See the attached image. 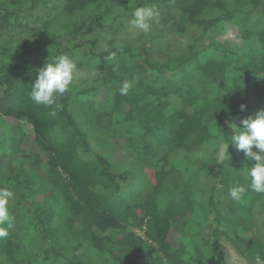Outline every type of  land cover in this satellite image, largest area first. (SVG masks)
I'll use <instances>...</instances> for the list:
<instances>
[{
  "label": "trees",
  "instance_id": "16d2710c",
  "mask_svg": "<svg viewBox=\"0 0 264 264\" xmlns=\"http://www.w3.org/2000/svg\"><path fill=\"white\" fill-rule=\"evenodd\" d=\"M54 1L0 0V121L20 134L9 143L10 161V149L0 139V198L13 193L16 200L11 220L9 212L0 211V264H225L223 236L250 264H264V242L254 235L252 215L264 188L258 158L264 153V0H138L134 6L121 0L117 7V0H62L66 17L76 18L70 27L53 31L47 20L30 28L26 19L39 23L37 11L55 9ZM141 7L158 18L145 33L147 43L110 41L100 48L87 36L94 27L112 31ZM238 17L248 49L213 39ZM166 26L193 34L180 56L161 61L153 43ZM26 28L34 38L18 43V31ZM79 50L88 56L87 66L97 64L99 70L80 88L65 75L68 58ZM171 97L181 103L165 117ZM254 109L261 117L253 119ZM92 119L101 130L115 131L122 146L138 140L140 154L155 161L154 191L126 202L121 182H127V171L115 172L83 132ZM239 121L245 129L233 136L229 128ZM133 123L127 137V124ZM221 146L226 157L205 197L214 217L210 223L197 221L200 188L191 179L176 182L178 161L193 159L197 166L198 160L207 170L209 149L215 153ZM168 183L172 188L180 183L179 192L173 189L171 200H164L161 188ZM229 187L240 198H251L233 204V210L248 213L234 223L245 243L224 228L221 195ZM222 188L228 189L219 195ZM56 204L67 213L70 230L79 225L73 236L76 257L54 233ZM129 207L140 213L135 212L133 228L146 241L124 223Z\"/></svg>",
  "mask_w": 264,
  "mask_h": 264
},
{
  "label": "rangeland",
  "instance_id": "374dc122",
  "mask_svg": "<svg viewBox=\"0 0 264 264\" xmlns=\"http://www.w3.org/2000/svg\"><path fill=\"white\" fill-rule=\"evenodd\" d=\"M138 0H132V3H130L132 6L136 4ZM54 3L56 4V8L52 10H41L37 11L36 15L39 17V23H37L34 18L30 17L27 18L26 21L29 23L30 28H40L41 23L44 24L45 21H49L50 29L53 31L60 32L64 30L67 27H70V24L72 25L73 22L76 20V18H67L65 13L63 12V6L64 2L62 0H55ZM118 5H121V0L114 1L113 7H117ZM126 6V5H123ZM122 6V7H123ZM150 10L143 9L142 7L136 12V14L132 17H129L125 20H120L116 26L112 29V31L105 33L101 31L98 27L92 28L87 34L88 37H95L98 40V44L101 46L100 48H104L110 41L117 42V43H124L131 46H140L143 43L148 42V38L145 37V33L148 29H154V21L158 18L151 17L152 15L149 13ZM107 22L110 21L109 18L106 19ZM242 20L238 17L236 19L235 23H227L224 25L223 29H220L219 32L215 33L213 36V39L217 41L222 46L228 47V46H235L242 47L244 49L249 48L250 43H245L243 41L242 33L244 28H242ZM22 28V27H21ZM19 28V29H21ZM164 29L163 35L160 39L155 40L153 43L154 46L157 48L156 52L154 53L156 57H159L161 61H164L166 58H171L173 56H180L181 50L184 48L187 44V42L190 39V35L193 33H183L180 34L177 32V30L173 29L172 27L166 26L159 28L158 31H162ZM29 30L26 28L25 30L22 29L18 31L16 40L18 43H21L28 39V36H32L29 34ZM33 37V36H32ZM34 38V37H33ZM152 44V45H153ZM80 53H76L72 57H69L67 62L68 66L65 68V75L66 78L71 80L72 85L74 87L79 86L85 82L89 83V81H94L97 78V75L99 74L98 68L95 66H87V55L84 50H79ZM158 59V60H159ZM1 70V68H0ZM179 78H176V82L179 85H183V82H179ZM85 83V84H87ZM80 88V86H79ZM181 101L177 98L171 97L169 100L170 106L168 109L165 110L164 116H169L172 114L175 110H177L180 106ZM86 105L79 109V118L82 120L84 119V112H86ZM255 117H261V114L259 112V109L253 110ZM246 115L249 117L250 112H246ZM108 115L105 113L104 117H107ZM87 127L83 128V132L85 133L89 144L93 148V151L96 154H99L106 158L109 163L113 166V169L117 173L126 172L128 174L127 182L122 184V190L121 193L123 196L127 197L128 199L126 202L132 203L135 200H139L137 196L139 194H146L150 193L154 188L155 185V175H154V163L152 165V161L150 158L146 157L144 158L140 152L138 151L137 147V139L134 141V144H123L124 146L118 144L116 141L117 133L115 131H103L98 126L97 121L89 120L86 122ZM137 124V123H136ZM133 124H127L129 133L126 134V136L130 135V132L133 130ZM138 129V128H137ZM245 129V125L242 122H237L235 126H231L229 128L228 132H232L235 136L239 134L242 130ZM127 136V137H128ZM249 136V134L247 135ZM19 138L20 134L18 131L12 130L7 124L0 121V139L1 143L6 142V147L10 151L6 152L7 159L10 161L12 159V150L11 145L9 143H12L11 141L15 140L13 138ZM244 140V137L242 138ZM9 141V142H8ZM18 141V140H17ZM19 143V142H18ZM199 155H202L200 152ZM90 157H94L93 155H90ZM225 152L224 148L221 146V148H218V151L215 153L213 152V149H209L208 155L206 156L207 162L210 164V167L207 170H203L200 166L202 163H200L198 160L194 161L195 165L192 166V160H179L178 166H177V174H176V182H180L183 180L188 181L191 179L193 182V186L196 189V187L200 188L199 194H198V204L196 207L195 212V219L197 221L202 220L203 218L206 219L208 223H210L213 220V215L210 214L206 208L205 205V197L208 185L210 184L211 180L216 178L217 175V167L221 164V162L225 158ZM258 158L262 161V164L260 165L259 171H261V174L259 173L260 177H262V185L264 186V153H260L258 155ZM255 159V158H254ZM199 166V167H198ZM180 169V171H179ZM187 170V171H186ZM188 177V178H186ZM180 183L176 185V188H172L169 183L165 184V187L161 188V191H166L164 196V200H171L175 191L173 189H176L177 192H179ZM190 187V186H189ZM166 188H168L166 190ZM230 188V187H229ZM172 189V190H170ZM228 188H222L219 190V195L227 190ZM231 190H228L226 196L224 194L221 195V198L223 199L224 203L222 206V210L225 214V221H224V228L228 235H234L237 236L239 240H242V243H245L248 241L245 239V237L242 235L241 231L236 230L234 223L242 217L248 216L247 212H240L237 209L233 210V204L234 203H242V202H249L251 198L249 197H243L240 198L238 195V192H235L234 189L230 188ZM45 194L40 195L39 200L41 201L44 198ZM182 196V194L179 195V197ZM176 196V198H179ZM141 199V198H140ZM16 202L15 196L13 193L6 194L4 196H1L0 198V211L4 213V211L9 212L6 214L7 216H10V220L12 219L10 210L12 205ZM44 205V203H40ZM253 220L255 224V237L258 238L260 241L264 242V188L262 190V196L256 200L253 203ZM55 211L52 213V227L54 230V233L56 237L58 238L59 242L61 241L60 246H65L67 244L70 246L72 253L70 252L68 255L71 256V254L76 257L74 253V242L77 240L74 236V232L78 231L79 225L75 224L72 225V229L70 230V226L66 223L67 213L62 210L61 206L56 204L54 207H52ZM130 208V207H129ZM131 213L126 217V220L124 223L126 226L132 229L135 234H137L142 240L146 241V238L143 234V232L137 228H133L134 226V215L135 212H137L134 208H130ZM140 214L139 212H137ZM59 216V217H58ZM56 218V219H55ZM56 220V221H55ZM244 239V240H243ZM65 243V244H62ZM146 243V244H145ZM144 244L148 247L151 245L150 241L145 242ZM221 248L223 250V256L225 259V264H250L246 259H244L234 248L232 242L230 239L226 236H223L221 239ZM81 250V249H80ZM84 253V251H81ZM97 256V254H95ZM94 256V257H95ZM3 258V257H2ZM96 258V257H95ZM93 258V260L95 259ZM89 258H87L88 260ZM6 262V261H5ZM4 263V262H3ZM5 264V263H4ZM6 264H9L6 262Z\"/></svg>",
  "mask_w": 264,
  "mask_h": 264
}]
</instances>
